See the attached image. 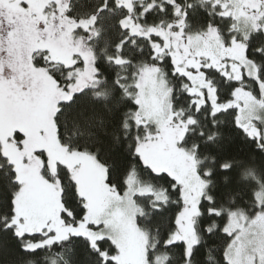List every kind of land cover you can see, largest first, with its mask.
<instances>
[{"label":"snow or ice","instance_id":"obj_1","mask_svg":"<svg viewBox=\"0 0 264 264\" xmlns=\"http://www.w3.org/2000/svg\"><path fill=\"white\" fill-rule=\"evenodd\" d=\"M0 264H264V0H0Z\"/></svg>","mask_w":264,"mask_h":264}]
</instances>
